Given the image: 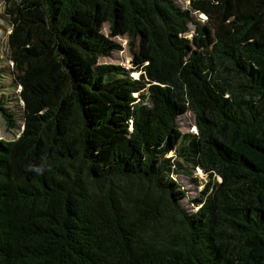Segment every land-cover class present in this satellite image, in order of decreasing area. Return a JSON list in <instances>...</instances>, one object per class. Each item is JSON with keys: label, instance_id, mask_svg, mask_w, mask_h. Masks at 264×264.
<instances>
[{"label": "trees", "instance_id": "obj_1", "mask_svg": "<svg viewBox=\"0 0 264 264\" xmlns=\"http://www.w3.org/2000/svg\"><path fill=\"white\" fill-rule=\"evenodd\" d=\"M188 1L2 0L0 264H264V0Z\"/></svg>", "mask_w": 264, "mask_h": 264}, {"label": "rangeland", "instance_id": "obj_2", "mask_svg": "<svg viewBox=\"0 0 264 264\" xmlns=\"http://www.w3.org/2000/svg\"><path fill=\"white\" fill-rule=\"evenodd\" d=\"M177 4L182 7H188V0H176ZM194 17L202 21L205 20L204 14L195 13ZM11 24L9 19L4 15L3 3L0 0V60L7 59L8 45H7V34L9 33ZM102 30L110 40L115 42L118 46L114 48L110 54L99 57V63H110L119 64L129 68L132 66V52L128 44V37L126 35H111L109 34L108 24L102 25ZM195 34V28L193 24H190V30L186 34L189 38H193ZM6 64L8 61H2ZM5 73V72H4ZM133 77L138 75L137 71L131 73ZM5 77H0V99L6 97V103L8 110L15 113L17 118V125L12 128H7L5 120L0 112V138L12 139L17 137L21 131L22 116L21 114V100L18 95L19 86L11 83V86L7 90V82L12 80L9 73L4 74ZM136 94V93H134ZM177 124L181 132L195 131L194 126V115L190 111L183 112L177 119ZM174 178L178 184L185 191V197L181 199L182 206L188 211H193L196 207L193 205V200L201 197L202 190L206 187L210 178L199 168L192 170L191 175L187 174H176Z\"/></svg>", "mask_w": 264, "mask_h": 264}]
</instances>
